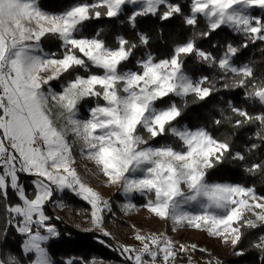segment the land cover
<instances>
[{"label":"snow or ice","instance_id":"snow-or-ice-1","mask_svg":"<svg viewBox=\"0 0 264 264\" xmlns=\"http://www.w3.org/2000/svg\"><path fill=\"white\" fill-rule=\"evenodd\" d=\"M193 106L202 123L186 120ZM226 166L264 182V0H0V264H105L51 253L50 210L115 239L101 189L124 197V216L142 208L264 264V194L212 178ZM131 228L134 244L99 240L121 264H223Z\"/></svg>","mask_w":264,"mask_h":264},{"label":"trees","instance_id":"trees-1","mask_svg":"<svg viewBox=\"0 0 264 264\" xmlns=\"http://www.w3.org/2000/svg\"><path fill=\"white\" fill-rule=\"evenodd\" d=\"M43 3L48 10L57 11L60 9L63 0H43ZM175 23L178 25L179 21ZM145 26L147 27L148 25ZM253 54L255 58L260 59V52L254 51L253 48L245 50L243 53L246 58L252 57ZM204 116L205 113L203 111L199 110L197 106H193L186 115V120L192 124L202 123ZM217 135H219V133H217ZM80 167L82 170L83 167L81 162ZM212 178L244 184L255 183L257 191L264 194V182H261L258 178L253 180V178L245 176L239 169L232 166H226L223 171ZM65 202L77 208L86 207L83 202L78 201L71 193L65 194ZM114 211L116 212L115 220L113 221L110 219L107 224L108 230L115 236L114 240H110L107 237L100 236L97 232L83 231L82 229L87 228L88 224H84V220L69 209H65L64 211L56 210L55 212L50 210V214L54 216L59 215L61 217V221H54L62 233L61 238L57 241H53L51 245V253L54 259L59 261L61 257H77L83 258L84 260L97 258L98 260L105 261V264H121V257L119 254L99 242V240L102 239L108 244L116 245V239L120 236V231L122 230H127L128 234L132 235L131 225H134V223L120 212L116 204H114ZM18 243L19 238H14V234L10 235L8 247L16 249ZM198 255L201 256L202 254L198 252ZM229 262L232 264H259L258 254L255 251H246L244 256H235Z\"/></svg>","mask_w":264,"mask_h":264},{"label":"rangeland","instance_id":"rangeland-1","mask_svg":"<svg viewBox=\"0 0 264 264\" xmlns=\"http://www.w3.org/2000/svg\"><path fill=\"white\" fill-rule=\"evenodd\" d=\"M81 163L83 167L84 163L86 162H81ZM89 167H91V165H89ZM101 191L103 192L106 198L111 197L112 200L114 201V204H116L118 208L119 205L124 202V197L118 195L115 189H101ZM134 202L137 203L138 205L143 204V200L138 197L135 198ZM125 217L131 220L138 229H145V230L152 229L154 231H164L167 229L168 234L170 236H173V238L179 241L180 243L188 244V245L195 244L197 245L198 248H205L207 249L208 253H211L212 257L223 261V264H232L229 261L235 257L234 255L231 254L232 250L230 247L223 246L218 239L208 237L206 233L192 229H187V230L182 229L177 233H172L170 230V226L165 225L163 222L157 221L155 219H149L147 212L142 208L138 213L132 216H125ZM83 223L87 224L86 221H84ZM116 241L117 243H123L129 245L135 243L131 239V235L128 234L127 230L120 231V236L117 237ZM199 257L200 256L198 255L197 252L195 254V258L199 259ZM179 264H185V261L180 260Z\"/></svg>","mask_w":264,"mask_h":264}]
</instances>
